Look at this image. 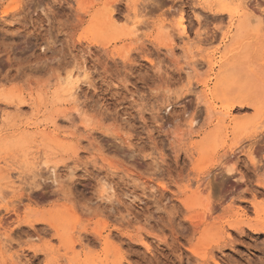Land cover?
Listing matches in <instances>:
<instances>
[{
	"label": "rangeland",
	"instance_id": "374dc122",
	"mask_svg": "<svg viewBox=\"0 0 264 264\" xmlns=\"http://www.w3.org/2000/svg\"><path fill=\"white\" fill-rule=\"evenodd\" d=\"M242 1L0 0V264H264Z\"/></svg>",
	"mask_w": 264,
	"mask_h": 264
},
{
	"label": "bare ground",
	"instance_id": "6f19581e",
	"mask_svg": "<svg viewBox=\"0 0 264 264\" xmlns=\"http://www.w3.org/2000/svg\"><path fill=\"white\" fill-rule=\"evenodd\" d=\"M219 2H220V0H218ZM225 1V3L226 2H228L229 0H224ZM235 1H237V0H235ZM242 3H243V1L242 0H240ZM231 2H234V0H231ZM240 2V3H241ZM221 3V2H220ZM224 3V2H223ZM238 3V2H237ZM242 7V6H241ZM246 8V7H245ZM136 26V25H135ZM134 26V27H135ZM179 31L180 32H182L183 34H184V28H183V25L182 24H179ZM135 30H137L136 28H135ZM138 31V30H137ZM134 32V31H133ZM77 75H79L78 73H77ZM76 77V76H75ZM74 75H72V74H69V75H67V77H66V80H67V83H68V85L70 84V85H72L73 87H70L69 88V93H68V97L70 98L74 93H75V91H76V89H77V86L75 85L76 83H77V81H76V83L75 82H73V80H75L74 78ZM66 83V84H67ZM78 90V89H77ZM74 96V95H73ZM73 98V97H72ZM248 103V102H247ZM255 106L257 105L256 104V102H254L253 103ZM253 104H251V105H253ZM257 107V106H256ZM192 122V121H191ZM193 123V122H192ZM253 155V154H252ZM256 170H257V168H256ZM230 171H232V170H230ZM4 178H6V177H4ZM8 179V178H7ZM243 179V178H242ZM209 201V200H208ZM205 202V201H204ZM208 204H209V202H208ZM207 205V204H206ZM210 207V206H209ZM207 210H209V209H207ZM202 217H204V216H202ZM32 229V228H31Z\"/></svg>",
	"mask_w": 264,
	"mask_h": 264
}]
</instances>
